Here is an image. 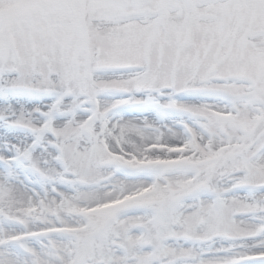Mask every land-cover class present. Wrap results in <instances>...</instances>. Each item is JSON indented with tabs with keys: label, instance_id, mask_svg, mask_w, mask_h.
<instances>
[{
	"label": "snow or ice",
	"instance_id": "6c2138e0",
	"mask_svg": "<svg viewBox=\"0 0 264 264\" xmlns=\"http://www.w3.org/2000/svg\"><path fill=\"white\" fill-rule=\"evenodd\" d=\"M0 264H264V0H0Z\"/></svg>",
	"mask_w": 264,
	"mask_h": 264
}]
</instances>
